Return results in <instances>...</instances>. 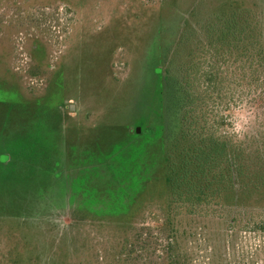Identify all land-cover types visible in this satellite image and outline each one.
<instances>
[{
  "label": "rangeland",
  "instance_id": "374dc122",
  "mask_svg": "<svg viewBox=\"0 0 264 264\" xmlns=\"http://www.w3.org/2000/svg\"><path fill=\"white\" fill-rule=\"evenodd\" d=\"M251 161L264 0H0V264H264Z\"/></svg>",
  "mask_w": 264,
  "mask_h": 264
},
{
  "label": "trees",
  "instance_id": "16d2710c",
  "mask_svg": "<svg viewBox=\"0 0 264 264\" xmlns=\"http://www.w3.org/2000/svg\"><path fill=\"white\" fill-rule=\"evenodd\" d=\"M228 34H232L231 32H228ZM199 143H203V140H201V142H199ZM201 145H199L198 146V153H197V158H200V157H203L204 158V160L207 158V159H210L211 158V156H212V154H213V152L215 151V149H217L218 148V146H215V143L213 144V142H211L210 144H209V147L207 148L208 150L207 151H205L203 148H201L200 147ZM199 154H200V157H199ZM201 159V158H200ZM166 160V159H165ZM252 162V167H251V173H250V175H253L250 179H252V180H257V179H259L260 178V175H262V172L264 171V166L261 164V162H257V161H251ZM203 165V163H200L198 166H197V168L199 169L200 168V166H202ZM170 166H172V165H170ZM181 167H183V168H185L186 167V165H181ZM173 169H171L170 168V172H169V176H168V178H166V181H168V182H172L171 181V179H172V176H171V171H172ZM241 172L239 171V169H238V166L236 165V167H234L233 166V168L230 170V181H236L237 179H238V174H240ZM189 175V178H192L191 177V175H193L192 174V172L190 173L188 170L185 172V177H187ZM194 175H196V173H194ZM223 178V177H222ZM221 178V179H222ZM253 188V186L251 185V189ZM233 190H234V188H232ZM249 187L246 189V190H248V191H246V193L247 192H250V190H251ZM233 193V192H232Z\"/></svg>",
  "mask_w": 264,
  "mask_h": 264
},
{
  "label": "water",
  "instance_id": "95a60500",
  "mask_svg": "<svg viewBox=\"0 0 264 264\" xmlns=\"http://www.w3.org/2000/svg\"><path fill=\"white\" fill-rule=\"evenodd\" d=\"M139 130H140L139 128H136V132H138V133H139V132H140Z\"/></svg>",
  "mask_w": 264,
  "mask_h": 264
}]
</instances>
